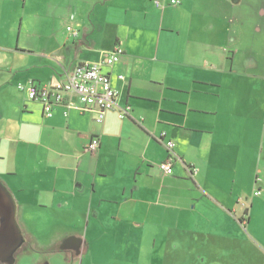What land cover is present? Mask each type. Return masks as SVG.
Returning <instances> with one entry per match:
<instances>
[{
    "label": "crops",
    "instance_id": "0c3cea01",
    "mask_svg": "<svg viewBox=\"0 0 264 264\" xmlns=\"http://www.w3.org/2000/svg\"><path fill=\"white\" fill-rule=\"evenodd\" d=\"M169 1L0 0V176L33 252L71 264H264L254 194L264 76L230 47L246 1ZM117 46L125 54L111 65ZM86 63H102L119 93L103 123L65 105L47 116L18 88ZM169 140L172 175L160 169Z\"/></svg>",
    "mask_w": 264,
    "mask_h": 264
},
{
    "label": "built area",
    "instance_id": "2783aa9c",
    "mask_svg": "<svg viewBox=\"0 0 264 264\" xmlns=\"http://www.w3.org/2000/svg\"><path fill=\"white\" fill-rule=\"evenodd\" d=\"M157 7H163L165 0H154ZM183 0H170V5H180ZM68 31L74 36L78 32L72 27ZM125 54V50L117 46L111 52L109 63L111 65L119 62ZM102 63H86L76 66L71 72L67 73L65 79L55 85L39 86L33 82L21 83L18 88L26 92L29 100L40 101L44 104L47 116H52L55 107L66 106L67 108H77L83 112L96 111L98 113L97 122L103 123L106 113L118 107V91L113 88L110 76L102 72ZM123 79V76H120ZM77 98V102L72 99ZM130 114V108H123L120 117L125 118ZM166 135H162V138ZM100 140L95 138L88 145V150L96 151L100 147ZM168 156L160 164V169L167 175L174 173V164L177 160L175 155V142H166ZM264 189L257 190L255 196H261Z\"/></svg>",
    "mask_w": 264,
    "mask_h": 264
},
{
    "label": "rangeland",
    "instance_id": "374dc122",
    "mask_svg": "<svg viewBox=\"0 0 264 264\" xmlns=\"http://www.w3.org/2000/svg\"><path fill=\"white\" fill-rule=\"evenodd\" d=\"M244 14L239 11L238 23L233 25L234 37L236 43L230 47L234 50H242V56L252 54L256 61V71L264 76V0H245ZM242 18V19H241ZM264 90V89H263ZM0 179L5 182L9 179L8 175H1ZM255 191L264 189V171L259 177L254 180ZM255 194V193H254ZM264 197V193L261 195ZM260 197V196H259ZM257 214V212H256ZM38 231H44L46 234H54L57 232V225L50 223L46 224L43 228L40 223H37ZM41 227V228H40ZM59 228V227H58ZM264 230V227L261 229ZM46 256H49L47 258ZM42 259L44 262L48 261L49 264H71L72 262H63L62 255H51L35 253L31 248H25L17 255V264H37L36 261ZM149 261V258H148ZM77 263V261H76Z\"/></svg>",
    "mask_w": 264,
    "mask_h": 264
},
{
    "label": "water",
    "instance_id": "95a60500",
    "mask_svg": "<svg viewBox=\"0 0 264 264\" xmlns=\"http://www.w3.org/2000/svg\"><path fill=\"white\" fill-rule=\"evenodd\" d=\"M26 243L19 222V203L0 179V264H17V253Z\"/></svg>",
    "mask_w": 264,
    "mask_h": 264
},
{
    "label": "flooded vegetation",
    "instance_id": "af4514ba",
    "mask_svg": "<svg viewBox=\"0 0 264 264\" xmlns=\"http://www.w3.org/2000/svg\"><path fill=\"white\" fill-rule=\"evenodd\" d=\"M31 246V244L29 245V243H26L25 245H24V247L17 253V255L19 254V253H21L25 248H33L32 246Z\"/></svg>",
    "mask_w": 264,
    "mask_h": 264
}]
</instances>
